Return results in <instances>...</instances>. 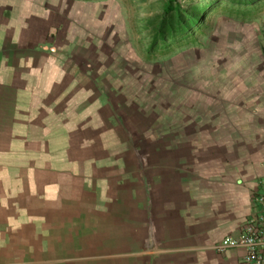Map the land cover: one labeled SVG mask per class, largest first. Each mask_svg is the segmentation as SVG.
<instances>
[{
	"label": "crops",
	"instance_id": "0c3cea01",
	"mask_svg": "<svg viewBox=\"0 0 264 264\" xmlns=\"http://www.w3.org/2000/svg\"><path fill=\"white\" fill-rule=\"evenodd\" d=\"M51 2L0 0V264H241L215 246L264 178L257 65L160 87L94 41L76 64Z\"/></svg>",
	"mask_w": 264,
	"mask_h": 264
},
{
	"label": "rangeland",
	"instance_id": "374dc122",
	"mask_svg": "<svg viewBox=\"0 0 264 264\" xmlns=\"http://www.w3.org/2000/svg\"><path fill=\"white\" fill-rule=\"evenodd\" d=\"M51 1L52 12L57 13L58 19L52 32L62 31L66 36L63 40L74 38L75 43L69 50L72 47L77 50L73 52L77 55L76 64L85 65L81 59L83 50L94 41L103 47L109 45L116 53L131 46L148 67L149 75H154L151 71L154 65L159 66L160 87L163 83L173 84L172 80H202L204 77L211 79L214 85L225 86L242 79L246 72H251L253 65H257L254 69L259 71L251 72L252 78L257 79L259 75L264 79L261 67L264 65V0L245 14L216 10L204 19L206 27L193 39L156 50L150 43L161 21L162 0ZM185 5L183 3L182 8ZM66 43L62 46H67ZM117 64L123 65V62L120 60ZM188 64L192 70L189 76L186 73ZM180 69H185L184 74L178 73Z\"/></svg>",
	"mask_w": 264,
	"mask_h": 264
},
{
	"label": "trees",
	"instance_id": "16d2710c",
	"mask_svg": "<svg viewBox=\"0 0 264 264\" xmlns=\"http://www.w3.org/2000/svg\"><path fill=\"white\" fill-rule=\"evenodd\" d=\"M96 1V0H82ZM163 12L150 43L154 49L179 45L206 27L204 19L216 10L245 14L257 8L263 0H162Z\"/></svg>",
	"mask_w": 264,
	"mask_h": 264
},
{
	"label": "built area",
	"instance_id": "2783aa9c",
	"mask_svg": "<svg viewBox=\"0 0 264 264\" xmlns=\"http://www.w3.org/2000/svg\"><path fill=\"white\" fill-rule=\"evenodd\" d=\"M229 248L241 251V264H264V178L257 181L251 196V210L236 237H226L216 251Z\"/></svg>",
	"mask_w": 264,
	"mask_h": 264
}]
</instances>
